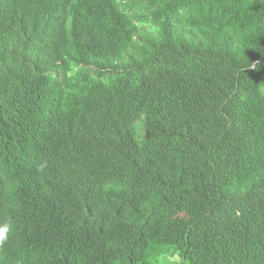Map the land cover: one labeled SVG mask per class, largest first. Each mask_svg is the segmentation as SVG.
<instances>
[{"label":"trees","instance_id":"obj_1","mask_svg":"<svg viewBox=\"0 0 264 264\" xmlns=\"http://www.w3.org/2000/svg\"><path fill=\"white\" fill-rule=\"evenodd\" d=\"M0 264H264V0H0Z\"/></svg>","mask_w":264,"mask_h":264},{"label":"clouds","instance_id":"obj_2","mask_svg":"<svg viewBox=\"0 0 264 264\" xmlns=\"http://www.w3.org/2000/svg\"><path fill=\"white\" fill-rule=\"evenodd\" d=\"M10 225L0 226V245H3L9 239Z\"/></svg>","mask_w":264,"mask_h":264},{"label":"rangeland","instance_id":"obj_3","mask_svg":"<svg viewBox=\"0 0 264 264\" xmlns=\"http://www.w3.org/2000/svg\"><path fill=\"white\" fill-rule=\"evenodd\" d=\"M179 257L175 256H165L162 255L157 259V264H173V261H178Z\"/></svg>","mask_w":264,"mask_h":264}]
</instances>
